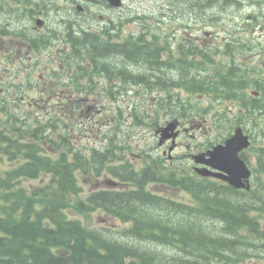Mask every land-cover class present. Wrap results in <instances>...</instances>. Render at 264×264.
<instances>
[{
    "label": "trees",
    "instance_id": "16d2710c",
    "mask_svg": "<svg viewBox=\"0 0 264 264\" xmlns=\"http://www.w3.org/2000/svg\"><path fill=\"white\" fill-rule=\"evenodd\" d=\"M198 1L200 5L221 10L233 2ZM136 19L140 22L145 20L142 17ZM68 42L72 55L79 57L78 53H81L90 64L83 63L84 67L74 63L75 58L60 57L56 62L62 64L66 71L57 72L56 78L79 83L82 89H87L93 81L92 72L105 73L102 72L105 70L112 74L117 70L105 62L110 59L107 53L117 52L129 60L135 59L136 64L141 62L156 69L154 74L144 78L145 82L160 72L161 67L167 69L166 63L160 62L163 52L156 34L147 39L145 31H142L134 37V42L126 41L121 45L104 43L93 34L69 38ZM241 44L243 49L244 43ZM229 45L228 53L239 47L238 43ZM240 51L238 48L236 53ZM250 72L230 67L223 74L216 71L211 82L202 75L198 78L192 75V78H183L179 82L169 78L165 81L164 76L157 75V81L151 83L150 90L152 95L156 92L155 108L152 113L146 112L147 103L136 101L130 107L133 123L155 129L163 109L175 112L181 118L186 117L185 104L180 99L173 100L169 92L172 86H176L196 94L211 93L215 98L235 99L242 111L236 122L240 124L251 117L256 125L254 114L259 113V107L264 105V84L260 78L259 83L254 79L249 84L246 78ZM86 75L91 76L86 78ZM246 82L262 93L261 98L244 96L245 89L249 88ZM57 85H62L56 86L57 92L65 87V83ZM162 89L167 92L165 98L158 95ZM0 115V159L13 164L8 170H0V192L13 190L10 192L14 197L0 207V230L6 234L0 237V264H237L240 258L249 257L257 249L255 241H259V253L264 248L256 216H264V179L261 178L264 175V147L255 149V171L259 173V183L257 181L250 192H242L241 196L228 186L199 183L184 173L166 171L155 161L135 170L121 162L122 152L128 146L117 145L116 142L107 149V155L95 148L89 151L77 149L61 135L58 142L45 136L49 128H53V132L60 129L62 119L53 118L42 123L27 112L24 118L19 119L4 107H0ZM120 115L123 116L122 109ZM220 118L223 121H219ZM217 122L219 139L229 135L234 121L223 114ZM46 144L52 150L45 147ZM118 150L120 165H105L117 159ZM51 151L55 153L53 157ZM104 171L113 180L125 184L123 189H94L81 199L78 175L82 181H87L98 179ZM45 177L46 183L31 196L23 187L14 189L22 180ZM150 183L184 191L191 195L195 204L186 206L153 195L145 188ZM66 209L82 215L99 210L109 219L128 222L131 227L121 232L123 236L119 238L123 239L117 240L103 235L102 231L85 227L79 219L69 218L64 212Z\"/></svg>",
    "mask_w": 264,
    "mask_h": 264
},
{
    "label": "rangeland",
    "instance_id": "374dc122",
    "mask_svg": "<svg viewBox=\"0 0 264 264\" xmlns=\"http://www.w3.org/2000/svg\"><path fill=\"white\" fill-rule=\"evenodd\" d=\"M11 3L13 1L9 0ZM97 1L101 0H94L91 3L92 12H95L97 15H103L104 17L113 16L115 19H119L120 17L124 16H130L132 14L145 12L147 16L150 18H147V21H149L152 25L157 24L158 21L162 20L167 14L170 16L171 19L168 20L169 24L167 26L161 25L163 29H166V34L168 36H172L174 31H178V36H182L184 38H192L195 45H199L201 47L203 46H210L209 48L212 50H215L216 48H223V43L226 42V39L231 35V33L235 32V30H238V33L243 40L247 42H251L252 46H257L254 48H245L247 51H253L248 56H243L241 60L248 62V67L251 66H258L263 67L264 65V51L262 50L264 46V17H259V10L256 8H252V0H242V3H237L239 0H237L229 9H227L228 12L224 13H218L217 15V21L216 25L211 26H205L201 23H194V18L196 17L193 12L191 11L189 0H124L123 7L115 11L114 15L107 14L105 9H101V5L96 3ZM58 5H61L63 3V0H56L55 2ZM237 3V4H236ZM5 3L0 1V5H4ZM178 6V7H177ZM168 7L171 9L168 10ZM257 14V17H253L252 15ZM15 14H3L0 12V28H7L9 30L13 29H21L20 25H17V21L12 20L11 18ZM163 15V16H161ZM94 16V15H92ZM10 18V19H9ZM132 18V17H129ZM199 13H198V18ZM56 20V14L50 15V25L51 22H55ZM191 23H194V26H191ZM189 26L188 28H186ZM139 30L138 26L136 24H130L125 28V33L128 32H137ZM206 32V34L202 35V33ZM193 34V35H191ZM200 38V39H199ZM9 42L8 39H2V36L0 34V69L2 68V65L5 64V59L7 56L12 52L13 48H17L20 51H23L25 48V45L22 43L18 46H16V42H11V44L8 46L7 43ZM259 43H261V50H259ZM56 44V51L58 52V48L63 49L64 44L59 43L58 40H55ZM13 59L15 58L14 54H12ZM220 59V56L215 57V61H218ZM239 62V59L237 55L235 54V60ZM233 61H225L223 64L225 66L232 65ZM236 62V63H237ZM9 63L11 64V61L9 60ZM219 65L220 63H216ZM211 66H209V69ZM53 67L49 71L41 70L35 71V73H38V75L47 76L50 79H53ZM205 68L202 70H198L199 72H203ZM208 69V70H209ZM155 71H157L155 69ZM159 71L166 72L165 66L161 67ZM14 73L13 71L7 70L5 74ZM154 74V73H153ZM159 76L158 73H156L155 77ZM150 76V75H149ZM15 77L14 75L11 76L10 79ZM158 78V77H157ZM188 79V78H187ZM39 87H42L39 85ZM38 92L33 93L34 96L37 95ZM32 94V93H31ZM28 98L31 96L27 95ZM10 97V96H9ZM79 102L75 101H55L52 108L50 109V113L47 112V110L44 111H37L34 114H38L39 118L43 121L47 120V118H59L62 119V126L60 131L66 132L68 131L69 136L74 138V141L76 143L85 142L87 145H93L95 141H97L98 144L101 143L103 134L107 132L111 127L112 128H120V137H124L126 140V134L127 131L130 130L131 135L128 140L129 148L125 149L122 153V156L127 158L132 164L134 168H141L144 163H142V157L139 155V152L141 151V148L143 146H149L147 148L148 152H151L153 149H155V146L157 144L156 138L152 136V131L150 132L147 129H144L143 127H134L131 126L134 125L131 122L130 115L126 112V105L128 102L126 101H113L111 99H106L104 101H99V97L95 93H87L84 95V97H79ZM28 104V100L25 101ZM19 102V108L22 107ZM7 106L9 107V104L7 103ZM103 106V107H102ZM124 108V119L125 121H120L119 123L113 121V116L118 115V108ZM150 108H147L148 110L153 109L152 102L149 104ZM10 108V107H9ZM11 109V108H10ZM201 109H208L207 112L199 117L191 118L188 122L190 131H187L188 133L185 134L181 141L178 143L181 145V147H178L176 150V156H179L181 154L190 153V148L192 146H198V144L206 143L208 138L212 136V133L215 134L213 138L218 139L217 136L218 128V122L216 114L217 113H223L226 112L230 117L234 114L235 105L234 103L225 102L222 105H220L218 102H214L212 98L207 97H201L198 98L194 105V110L198 111ZM259 113H255L254 117H256V125L253 124L252 118H250L247 122H245L244 126L246 127V130L251 134L252 137H255L254 141V147H259V144H264V114H261L260 117L258 116ZM20 118H24L23 114H19ZM166 120V118L161 117L160 123H163ZM219 121H223L221 118ZM223 123V122H221ZM74 130L77 131V135H73ZM151 130V129H150ZM52 131V129H51ZM113 132V131H112ZM149 132V133H148ZM84 133L85 136L83 138L80 137ZM80 134V135H79ZM101 137L100 141L98 139L96 140V137ZM194 136V137H192ZM212 138V139H213ZM152 144V145H150ZM101 145V144H100ZM189 145V147L187 146ZM185 146V147H184ZM185 150V151H184ZM154 152V151H153ZM188 163V162H187ZM186 163V164H187ZM8 164L5 163V165L0 164V168L7 167ZM186 169V165L182 166ZM9 168V167H7ZM108 175H105L102 177V181L106 179ZM20 183V182H19ZM101 183V182H100ZM100 183H96L100 185ZM23 187L26 188L27 194L32 191L37 185H39V181H30V180H23L22 181ZM19 187V184H18ZM83 192L82 197L91 189L90 184H82ZM155 185L149 186L150 190H155ZM161 188V187H160ZM163 190V188H161ZM0 193V202L5 200L6 198H11V194H3ZM174 196H179V198H182L183 196L180 194H176V192L173 193ZM1 205V203H0ZM67 215L71 218H78L82 221V223L86 227L93 228L94 226H105L108 227L109 223H102L103 214L101 212H93L90 215H80L77 212H74L73 210H65ZM102 217V218H101ZM259 222L258 225L262 228L264 225V217H258ZM125 227L124 225H120L119 228ZM116 234V232H114ZM104 235V233H103ZM258 248L254 249L251 254L249 255V258L245 259L240 258L237 261V264H264V248H262L261 252L259 253V241H255Z\"/></svg>",
    "mask_w": 264,
    "mask_h": 264
},
{
    "label": "water",
    "instance_id": "95a60500",
    "mask_svg": "<svg viewBox=\"0 0 264 264\" xmlns=\"http://www.w3.org/2000/svg\"><path fill=\"white\" fill-rule=\"evenodd\" d=\"M111 3L116 6L120 5V0H110ZM175 128L174 124H169L162 131V139L175 138L177 133L172 132ZM171 132V133H169ZM249 145L248 137L243 135L242 129L237 128L232 137L228 138L224 145H217L213 147L212 150L208 151L206 154V159L196 158V162L209 166L218 170L220 173L213 174L209 173L207 169H199L202 175L223 177L222 173L226 174L223 179H225L230 185L235 188H242L244 184L242 183V178H248L249 171L238 158V152L246 148Z\"/></svg>",
    "mask_w": 264,
    "mask_h": 264
},
{
    "label": "flooded vegetation",
    "instance_id": "af4514ba",
    "mask_svg": "<svg viewBox=\"0 0 264 264\" xmlns=\"http://www.w3.org/2000/svg\"><path fill=\"white\" fill-rule=\"evenodd\" d=\"M76 5H71L70 7V12L69 11V7H65L62 10L63 14H66V16L61 17L58 21H57V25L55 26H51L50 22H49V17H50V13H46L44 10L40 13L38 10H36L34 7L33 8H28L27 9V14L26 16L24 14H22V19L20 20V25L23 29L27 30L29 33L34 34V35H38L40 33H45V29H47V32L52 35V36H65V37H69L71 34L73 35L74 33L81 34L84 32V30H89V31H94L92 30L93 26L88 23V19L82 20L84 21L83 26H81V24L79 23V20L77 18V14L80 16H86L88 14H90L86 8H82V11L78 8V3H80V0H76L75 1ZM30 4L36 5L34 3V1H31ZM45 9V8H44ZM80 11V12H79ZM40 18L42 20V26L43 29H37L34 24L36 22V20ZM70 21H74L76 22L74 25H70L69 22ZM61 26H59V25ZM66 48V47H65ZM64 48V49H65ZM67 50V48L65 49V51ZM64 53V51H63ZM72 59L75 58V60H80L81 59V63L80 65H83V63H86L87 58L83 57L82 55H80V57H74V55L70 56ZM125 82L129 83V79H126Z\"/></svg>",
    "mask_w": 264,
    "mask_h": 264
},
{
    "label": "bare ground",
    "instance_id": "6f19581e",
    "mask_svg": "<svg viewBox=\"0 0 264 264\" xmlns=\"http://www.w3.org/2000/svg\"><path fill=\"white\" fill-rule=\"evenodd\" d=\"M171 1H176V0H171ZM178 7V6H177ZM190 12H193L192 10L190 11ZM69 46H70V44H69V42H68V40H65V42H64V46H63V49H60L62 52L64 51V54H66L67 56H71L72 55V53L69 51ZM67 48V50L65 51V49ZM65 48V49H64ZM235 51L237 52L238 51V46H236V48H235ZM80 55H81V53H78V56L80 57ZM75 56V55H74ZM162 56H164L165 57V55L162 53L161 54V57ZM163 57V58H164ZM74 63H76V64H80L81 63V59L80 60H74ZM203 64H208V63H203ZM203 68H205L204 70H203V72H198L197 73V75H201V74H204V73H206L207 71H208V66H204ZM203 68H201V69H199V70H202ZM7 72V70H1L0 69V86H4V84H6L9 80H10V78H11V76L12 75H14V73H10V74H5ZM158 74H159V76H164V80L165 81H167L168 80V77H167V75H166V72H162V71H160V72H158ZM183 74L185 75V73L183 72ZM185 78L187 79L188 78V76L186 77L185 76ZM189 79V78H188ZM148 81H146L145 83L146 84H149V85H145V87H144V89H145V91L147 92V93H149L150 92V90H151V88H152V86H153V84H155V82L157 81V77H155L154 75L150 78V79H147ZM145 81V80H144ZM125 83H127V82H125ZM151 83H153V84H151ZM246 86H248L249 84H250V82H249V84L246 82ZM166 85H167V83H166ZM249 88H254V86L252 85H249ZM6 104H7V102H6ZM132 128H134V127H138V126H136V124H134V125H132L131 126ZM140 127V126H139ZM113 133H114V142H116V144L117 145H119V144H121V145H123V146H128V140H129V138H131L130 137V135H131V132H130V130L129 131H127V134H126V138H127V140L124 138V137H120V128H113ZM173 202H177V203H179V204H185V203H183L182 201H180V200H177V199H173L172 200ZM72 219H74V218H72ZM80 220V219H79ZM82 222V221H81ZM83 224V223H82ZM84 225V224H83ZM85 226V225H84ZM86 227V226H85ZM87 228H91V227H87ZM146 241V240H145Z\"/></svg>",
    "mask_w": 264,
    "mask_h": 264
}]
</instances>
